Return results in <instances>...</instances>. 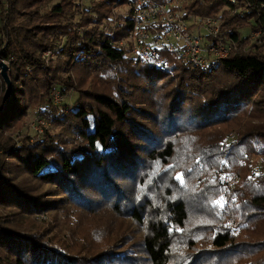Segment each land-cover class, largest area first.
Returning a JSON list of instances; mask_svg holds the SVG:
<instances>
[{"label": "trees", "instance_id": "obj_1", "mask_svg": "<svg viewBox=\"0 0 264 264\" xmlns=\"http://www.w3.org/2000/svg\"><path fill=\"white\" fill-rule=\"evenodd\" d=\"M49 1L0 0V264H264L263 1L185 6L234 41L209 69L132 56L129 16L99 26L123 0ZM39 103L51 126L13 137Z\"/></svg>", "mask_w": 264, "mask_h": 264}, {"label": "built area", "instance_id": "obj_2", "mask_svg": "<svg viewBox=\"0 0 264 264\" xmlns=\"http://www.w3.org/2000/svg\"><path fill=\"white\" fill-rule=\"evenodd\" d=\"M123 4L127 7L123 15L129 16L132 25L127 34L119 38L118 44L128 48L132 56L153 60L159 68L165 67L167 63L162 52H172L183 62L209 69L235 48L232 38L221 33L220 15L187 16L179 0H123ZM116 7L114 5L113 10ZM109 20L111 24H104L102 29L120 22L116 17H110ZM257 34L254 32V35ZM53 96L54 101L62 98L58 91ZM37 121L43 127L47 122L42 118ZM42 130L39 129L40 132ZM258 170L259 167L255 166L254 171ZM222 179L226 182L222 193L225 202L226 188L230 182L227 175Z\"/></svg>", "mask_w": 264, "mask_h": 264}, {"label": "rangeland", "instance_id": "obj_3", "mask_svg": "<svg viewBox=\"0 0 264 264\" xmlns=\"http://www.w3.org/2000/svg\"><path fill=\"white\" fill-rule=\"evenodd\" d=\"M4 2V8L6 10L7 8V2L6 0H2ZM58 0H50L49 1V4H52L53 2H57ZM80 2H82L83 4H88L89 2H91V0H79ZM190 2V0H179V3L181 4V9L185 10L186 11V5H188ZM112 14L110 17H113V18H117V19H120L118 17H120L121 15L125 14L126 11H127V7L122 3V4H119L117 5L116 9L113 10V7H112ZM111 21L110 20H104L102 23L99 24V26L101 28H103L104 24H106L108 26V23H110ZM245 32V34H251V36L253 38H255V35H252V32H249L248 30H245L243 31V33ZM2 37L4 39H6L5 35L3 34ZM47 50V51H46ZM46 50H43L42 53H41V56L45 59V60H49L51 58H53L55 56V50L53 49H46ZM4 63H8V61H2ZM6 70L7 68H1L0 66V72H1V75L3 77V82L5 84V87H6V90L4 92V95H5V100H4V103H3V106L6 104V99H7V95H8V91H9V87H10V81H9V78L6 74ZM63 88V85L61 86H57L56 89H54L52 92H51V98H52V102L55 103V104H60V103H71L77 93L76 91L74 90H69L68 92L66 93H62L61 89ZM55 91H58L59 94L61 95V99L58 100V101H54L53 99V93ZM43 104H36L33 108H31L28 113L26 114V116L24 117L23 119V122L21 125H19L17 128L14 129V133H13V137H16V138H19L20 136L24 135V134H41L43 132V130L40 132L39 129H44L45 127L47 126H51V124L48 122L50 119L46 117V113H45V110L43 109ZM39 118H42V120H46V124L43 125L40 123H38L37 120H39ZM5 134H8V132H5ZM234 136V132L231 131L230 133H228V136H227V140L226 141H229L233 138ZM240 163L241 164H247L248 167H250L249 171H254V167L257 166V167H261L259 161L257 160H254V156H251V155H247V154H243V156H241V158L239 159ZM254 162V163H253ZM224 175H227L225 174V172H222L219 174V178L223 177ZM231 183V181H230ZM222 193L223 191L216 197V204L218 203V207L219 209H224L223 207L227 206L230 204L231 206V202L234 201V197L231 196V197H228V195H226L225 197V202H223L224 198L222 197ZM225 203H227L226 205H224ZM224 205V206H221V205ZM47 219L50 218L49 216L45 215V214H39L38 215V218H44ZM62 221V220H61ZM61 221L57 224V225H60ZM228 222H230L232 224V220L230 217H228ZM236 230V229H235Z\"/></svg>", "mask_w": 264, "mask_h": 264}, {"label": "water", "instance_id": "obj_4", "mask_svg": "<svg viewBox=\"0 0 264 264\" xmlns=\"http://www.w3.org/2000/svg\"><path fill=\"white\" fill-rule=\"evenodd\" d=\"M263 1V4H262V6H263V8H264V0H262ZM3 60L2 59H0V66H1V68H7V64L6 63H4V62H2ZM6 74H7V70H6ZM7 76H8V74H7ZM9 78V77H8Z\"/></svg>", "mask_w": 264, "mask_h": 264}]
</instances>
